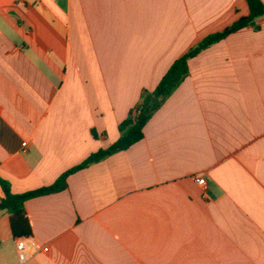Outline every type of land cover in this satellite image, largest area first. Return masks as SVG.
I'll return each mask as SVG.
<instances>
[{
    "label": "crops",
    "instance_id": "0c3cea01",
    "mask_svg": "<svg viewBox=\"0 0 264 264\" xmlns=\"http://www.w3.org/2000/svg\"><path fill=\"white\" fill-rule=\"evenodd\" d=\"M248 13L246 0H0V178L14 194L52 185L118 140L174 60ZM257 22L188 60L140 141L25 202L38 247L25 263L0 210V264H264Z\"/></svg>",
    "mask_w": 264,
    "mask_h": 264
},
{
    "label": "trees",
    "instance_id": "16d2710c",
    "mask_svg": "<svg viewBox=\"0 0 264 264\" xmlns=\"http://www.w3.org/2000/svg\"><path fill=\"white\" fill-rule=\"evenodd\" d=\"M246 2L249 9L247 16L240 17L223 30L203 38L184 55L174 60L152 91L144 90L142 92L137 106L120 123L118 127L119 138L115 143L105 149H99L92 153L82 163L64 172L52 185L47 187L21 194H14L10 191L8 182L0 178V186L4 192V198L0 200V210H6L10 214V226L15 237L30 235V228L24 208L27 200L65 190L67 187V178L70 174L84 169L113 153L126 150L143 138V129L146 124L188 76V60L190 58L195 57L201 51L243 28L260 29L257 19L264 16V3L261 0H246Z\"/></svg>",
    "mask_w": 264,
    "mask_h": 264
},
{
    "label": "built area",
    "instance_id": "2783aa9c",
    "mask_svg": "<svg viewBox=\"0 0 264 264\" xmlns=\"http://www.w3.org/2000/svg\"><path fill=\"white\" fill-rule=\"evenodd\" d=\"M196 182L202 187L206 186V181L203 177H197ZM16 250L20 263H25L37 252L38 247L31 237L23 236L16 238Z\"/></svg>",
    "mask_w": 264,
    "mask_h": 264
}]
</instances>
